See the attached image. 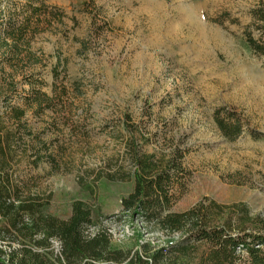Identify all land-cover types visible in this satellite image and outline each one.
<instances>
[{
  "label": "rangeland",
  "instance_id": "374dc122",
  "mask_svg": "<svg viewBox=\"0 0 264 264\" xmlns=\"http://www.w3.org/2000/svg\"><path fill=\"white\" fill-rule=\"evenodd\" d=\"M29 2L64 18L30 40V61L12 65L0 46V86L17 87L10 105L24 108L34 91L53 103L24 117L28 153L12 172L22 198L37 197L42 214L64 221L83 202L89 233L106 231L113 248L160 245L166 238L147 233L121 201L134 191L135 151L180 152L171 213L211 200L245 204L264 220V137L245 128L229 141L213 119L232 108L264 134V55L247 43L263 41L251 12L264 0H0V14Z\"/></svg>",
  "mask_w": 264,
  "mask_h": 264
},
{
  "label": "trees",
  "instance_id": "16d2710c",
  "mask_svg": "<svg viewBox=\"0 0 264 264\" xmlns=\"http://www.w3.org/2000/svg\"><path fill=\"white\" fill-rule=\"evenodd\" d=\"M93 2L84 0L85 7ZM1 13L0 46L6 50L4 60L12 65L30 61V40L49 31L55 21L62 24L64 18L60 10L32 2L21 10L14 7L7 19ZM251 13L263 24L258 28L263 41L257 43L247 35V43L255 53L264 55V6ZM16 92L12 82L0 86V102L6 108V112L0 111V264H264V220L250 216L245 204L202 200L183 213L170 212L172 190L183 172L180 152L159 159L135 151L134 191L121 201L123 212L139 219L147 233L166 238L160 245L139 239L132 252L113 248L106 231L89 233L91 214L81 201L72 204L68 220L42 214L44 204L37 197L22 198L12 172L28 153L24 138L31 134L24 122L26 112H41L53 103L34 91L23 100L24 108L11 106ZM213 119L229 141L237 140L245 128L253 138L264 137L235 109L218 108ZM40 161L36 156L33 163ZM52 241L60 243L58 255L52 250Z\"/></svg>",
  "mask_w": 264,
  "mask_h": 264
},
{
  "label": "built area",
  "instance_id": "2783aa9c",
  "mask_svg": "<svg viewBox=\"0 0 264 264\" xmlns=\"http://www.w3.org/2000/svg\"><path fill=\"white\" fill-rule=\"evenodd\" d=\"M52 243L56 244L58 246L57 254H59L60 251V243L57 241H52Z\"/></svg>",
  "mask_w": 264,
  "mask_h": 264
}]
</instances>
